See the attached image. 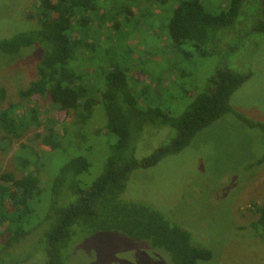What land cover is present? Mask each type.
<instances>
[{
  "label": "rangeland",
  "instance_id": "obj_1",
  "mask_svg": "<svg viewBox=\"0 0 264 264\" xmlns=\"http://www.w3.org/2000/svg\"><path fill=\"white\" fill-rule=\"evenodd\" d=\"M98 1L105 24L93 26L103 47L101 56H94V66L100 74L116 66L125 68L132 93L141 105L177 116L217 69L228 67L249 73L230 96L232 109L264 123V33L250 29L259 14L258 0L248 3L246 22L240 21L244 26L224 30L228 32L220 36L225 37V43L216 44L213 50L210 46L212 52L203 56L187 44L177 48V56L170 48L165 26L179 0L161 4L154 0ZM202 1L212 14L228 4V0ZM36 5V0H0V36L34 24ZM110 21H118V26L112 27ZM184 51L191 53L186 60L181 55ZM36 55L35 50L12 59L0 54V91L4 92L0 109L10 104L20 105L21 110L36 106L40 116V124L12 141L5 140L0 129V173L12 171L20 176L14 152L23 143L39 154L47 153L46 169L38 173L41 186H46L62 158L84 155L91 167L78 180L82 188L87 187L101 172L116 138L102 129L106 118L99 102L83 124L72 110H59L46 97L20 98L18 91L36 76ZM94 66L88 67L92 71ZM47 127L53 128L56 144L43 143ZM174 135L168 125H147L136 140L135 157L149 155ZM55 145L57 150L51 151ZM263 154L264 132L229 112L200 131L180 152L162 157L152 167L132 171L125 193L171 215L190 231L193 243L210 248L212 257L200 264H264V244L252 231L245 235L246 226L257 218L252 204L264 202V161L254 164ZM39 227L42 229L32 227L21 242L12 244L10 252L0 250V264H42L45 238L43 226ZM167 258L165 252L145 241L112 231L79 240L65 264H166Z\"/></svg>",
  "mask_w": 264,
  "mask_h": 264
},
{
  "label": "trees",
  "instance_id": "obj_2",
  "mask_svg": "<svg viewBox=\"0 0 264 264\" xmlns=\"http://www.w3.org/2000/svg\"><path fill=\"white\" fill-rule=\"evenodd\" d=\"M36 1L34 24L0 36V54L10 57L6 59L21 56L24 51H37L36 76L18 95L22 100L46 97L55 108L64 112L72 110L76 120L83 124L99 102L106 118L102 129L116 139L101 172L84 188L79 185L78 177L91 167L87 157L62 158L46 186H41L38 173L46 169L47 153L39 154L21 143L14 152L20 176L12 171L0 173V238L4 237L0 250L9 251L12 244L21 242L36 229L32 227L41 230L39 226H43L42 264H65L79 240L112 231L162 250L169 257L166 264H200L209 260L210 248L193 243L190 231L171 215H165L145 200L128 196L126 182L132 171L152 167L162 157L180 152L200 131L226 113L232 112L247 126L264 132V123L245 118L230 105V96L249 73L228 67L217 69L207 79L204 89L177 116L156 106H143L132 93L125 68L116 66L100 74L94 66V56H101L103 47L93 26L100 28L105 24L98 0ZM250 1L228 0L224 10L212 14L202 0H179L165 26L170 48L176 56L177 48L185 44L191 45L199 56L212 52L216 44L225 43V37L222 38L225 32L244 26L240 21L246 22L245 9ZM258 2L259 14L250 29L264 33V0ZM110 25L117 27L118 21H110ZM181 55L186 60L191 53L184 51ZM0 98H4L3 90ZM38 124L40 116L36 106L21 110L20 105L10 104L0 109V129L7 141ZM147 125H168L175 130V135L165 145L137 159L136 140ZM42 141L48 146L56 144L52 127H47ZM57 148L55 145L51 151ZM263 161L264 154L254 164ZM251 209L257 218L246 226L245 235L252 231L264 244V202L252 204Z\"/></svg>",
  "mask_w": 264,
  "mask_h": 264
}]
</instances>
